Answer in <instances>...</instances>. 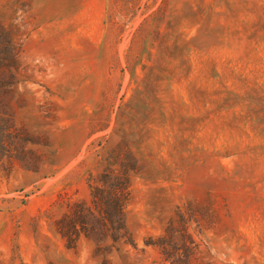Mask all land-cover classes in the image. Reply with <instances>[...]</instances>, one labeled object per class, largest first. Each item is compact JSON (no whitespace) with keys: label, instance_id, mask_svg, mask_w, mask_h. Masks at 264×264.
<instances>
[{"label":"rangeland","instance_id":"rangeland-1","mask_svg":"<svg viewBox=\"0 0 264 264\" xmlns=\"http://www.w3.org/2000/svg\"><path fill=\"white\" fill-rule=\"evenodd\" d=\"M0 32V264H264V0H0ZM113 162L127 239L68 248Z\"/></svg>","mask_w":264,"mask_h":264},{"label":"trees","instance_id":"trees-1","mask_svg":"<svg viewBox=\"0 0 264 264\" xmlns=\"http://www.w3.org/2000/svg\"><path fill=\"white\" fill-rule=\"evenodd\" d=\"M2 34L0 32V38ZM7 45L0 42V51H9ZM3 138L1 136V142H4ZM1 147L5 150L4 145ZM117 165V162L109 163L100 175L91 178L89 202L67 204V211L56 225L68 248H75L81 237L91 240L97 252L110 250L127 239L125 207L129 199V178L127 172L121 170L124 166L120 164L117 168ZM186 239L189 240H184L181 245L182 254L177 253L172 237L164 236L145 245L159 250L158 264H192V243L190 237ZM105 243L107 246L104 247Z\"/></svg>","mask_w":264,"mask_h":264}]
</instances>
